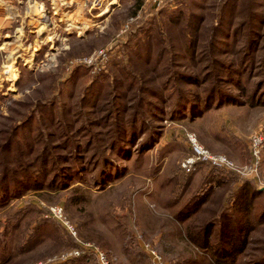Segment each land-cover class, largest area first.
<instances>
[{
  "label": "rangeland",
  "instance_id": "rangeland-1",
  "mask_svg": "<svg viewBox=\"0 0 264 264\" xmlns=\"http://www.w3.org/2000/svg\"><path fill=\"white\" fill-rule=\"evenodd\" d=\"M67 1L0 0V178L6 170L18 177L31 168L41 184L17 190L8 177L9 191L0 196V264L44 262L78 247L45 217L49 205L62 206L78 238L105 250L112 264H152L146 243L166 264H217L210 253L220 225L211 230L208 251L194 236L201 237L208 219L228 214L225 200L243 181L264 200V145L258 169L246 177L207 161H196L191 172L181 166L193 154L189 133L239 170L250 164L249 135L264 136V106L245 104L235 81L241 73L249 85L261 77L264 0H167L159 7L152 0ZM41 5L48 25L36 18ZM252 20L257 28L249 50ZM102 48L106 60L86 62ZM213 85L241 97V104L194 118L181 111L184 89L203 93ZM30 113L31 131L18 130L14 138L11 129ZM132 121L134 139L119 137ZM39 122L48 135L39 133ZM21 135H30L33 147ZM63 171L70 175L66 186H51ZM232 217L230 226L242 222L245 230L230 228L229 238L240 237L243 250L226 264H264V223L252 227L243 215ZM48 264L96 263L83 256Z\"/></svg>",
  "mask_w": 264,
  "mask_h": 264
},
{
  "label": "trees",
  "instance_id": "trees-1",
  "mask_svg": "<svg viewBox=\"0 0 264 264\" xmlns=\"http://www.w3.org/2000/svg\"><path fill=\"white\" fill-rule=\"evenodd\" d=\"M231 3H227L228 5ZM227 5V6H228ZM253 16H257L253 15ZM222 18L220 19V33L221 34H226V28L222 26ZM254 20H252V27L248 26L247 32L246 33V44L248 45L249 50H252L254 48V40H255V28H257V24L253 25ZM218 42V41H217ZM249 62V65L252 66V58L247 61ZM260 79L257 80L255 83L249 85V83H241L248 79V75L246 76L245 73H241L239 81L240 86H242L240 89V96L245 97V100L243 101L245 104H249L250 106H264V55L263 59H261L260 62ZM246 71V70H244ZM206 74V73H205ZM204 74V75H205ZM252 78V76H251ZM203 79V78H202ZM234 80V79H232ZM197 84L198 81H195ZM92 87H89L88 90L85 92L84 95V100L87 101L89 96L93 95V91L95 88V85H91ZM251 87V91L247 93L246 88ZM185 94H183V101L181 100L179 102V105L181 107V111L185 109H189L190 113H192L193 118L195 116H200L204 112L210 110L212 107H220L222 105H230V104H238L240 105L242 101H240L241 97H236V95H232L228 92H226L222 87L219 85H213L209 86L207 88H204L203 93H199L196 91H191L188 89H184ZM187 99V100H186ZM186 100V101H184ZM35 108L32 107V110ZM38 110L35 109L33 113H36ZM34 114L32 115L31 113L28 114L27 116L24 117V119L19 122L18 124H15V126L11 129L12 135L16 134L18 130H22L24 132H30L31 131V125L32 123L36 122V120L33 118ZM37 117V114L36 116ZM51 120V119H50ZM38 128H41V132L39 133H44L48 135V132H44L42 127H41V122L38 124ZM129 125V124H128ZM126 129H123L122 131L119 132V137H124L126 136L130 140L134 139V135L136 133L135 130V123L132 121V126H130ZM129 129V130H128ZM19 134V133H18ZM16 134V136H18ZM11 135V136H12ZM22 142L26 144V147L31 148L33 147L30 135H21ZM48 137L45 139L47 142ZM51 145V144H49ZM10 146L8 147L7 150H9ZM54 167L56 166V163L54 162L53 164ZM103 172H107L106 170L103 169ZM31 168L22 170V175L18 177H11V180L15 183L13 184V188L17 190H25V189H34V188H40L41 184L37 183L38 182V177H36L31 171ZM7 170L5 173L3 172V176L0 178V180L3 182L0 184V196L4 193V191H9L7 190V185L6 181L8 179L7 176ZM67 174L63 171L61 173L58 172V174L55 176V178L49 183L51 186L53 184H56L55 182H58L59 188H64L67 183L68 177L70 175ZM64 176L63 181H58V177ZM66 176V177H65ZM219 185H222L221 183H226L225 179H220ZM64 185V186H63ZM18 194V193H16ZM261 197V193L254 188L251 182L249 181H243L239 186H236L235 188L231 189L229 196H227L225 202L227 203V210L228 214L226 215L225 212H222L220 214V218L218 220L215 219H208L209 221L207 222V225L205 227H201V237L199 238L198 235L194 236V241L197 242L199 245H201L203 248L210 250L209 245V238L211 235V230L216 226L220 225V230L218 234V238L220 236V241L216 244L215 248H212V253H210L212 261L217 264H226L228 260H231V262L234 261V257L236 256L237 253H241L243 250V243L240 242V237L236 239L229 238V230L232 228V230L237 231V232H244L245 228L240 225L242 222H234L233 226L231 227L229 222L230 218H233L232 216L234 214H240L245 217L244 222L245 223H250L252 227H254L256 224L260 225L264 223V200L259 202L257 201ZM207 198V197H206ZM204 199V198H203ZM202 199V200H203ZM204 199L203 201H205ZM256 200V201H255ZM260 203V204H259ZM220 220H224L223 224L218 223ZM244 238V237H243ZM242 238V239H243ZM203 244V245H202ZM210 247V248H209ZM247 264H259L257 261L250 260Z\"/></svg>",
  "mask_w": 264,
  "mask_h": 264
},
{
  "label": "built area",
  "instance_id": "built-area-1",
  "mask_svg": "<svg viewBox=\"0 0 264 264\" xmlns=\"http://www.w3.org/2000/svg\"><path fill=\"white\" fill-rule=\"evenodd\" d=\"M156 6H161L167 2V0H152ZM127 28V25L123 27V30ZM95 57H90L87 63L95 62L100 59L104 61L107 59V49L102 48L94 51ZM187 140L193 154L188 157L182 163V168L186 172H191L196 161H207L214 166L225 167L226 169L235 170L238 174L246 177L249 173L255 172L258 169V165L261 161V154L264 145V136L260 130H255L249 135L248 148L250 154V164L245 166L243 169L239 170L237 165L234 164L228 157L223 154L211 153L208 149L203 147L197 142L194 134H187ZM251 175V174H249ZM254 177V176H253ZM264 189V187H262ZM42 205H45L41 202ZM45 217H49L57 221V223L64 229V231L72 237L78 243V247L72 248L70 250L64 251L58 257L48 258L46 261H39L34 264H48L53 262H63L73 258H79L83 256H92L96 264H112V259L109 257L108 253L101 249L96 244L90 241H81L78 238L77 229L75 225L67 218L64 209L60 205H49L45 208ZM145 249L149 257L151 258L152 264H166L162 256L149 244H144Z\"/></svg>",
  "mask_w": 264,
  "mask_h": 264
},
{
  "label": "crops",
  "instance_id": "crops-1",
  "mask_svg": "<svg viewBox=\"0 0 264 264\" xmlns=\"http://www.w3.org/2000/svg\"><path fill=\"white\" fill-rule=\"evenodd\" d=\"M82 1L85 2L86 0H82ZM66 3H70L69 6H71L72 4H78L79 3V0H69ZM52 8L54 9L55 12L56 11H58V13L60 12V4H57L56 3V5H53ZM73 14H74V12H72V10L68 9V15H73ZM60 19L61 18H58L57 20L59 21Z\"/></svg>",
  "mask_w": 264,
  "mask_h": 264
},
{
  "label": "bare ground",
  "instance_id": "bare-ground-1",
  "mask_svg": "<svg viewBox=\"0 0 264 264\" xmlns=\"http://www.w3.org/2000/svg\"><path fill=\"white\" fill-rule=\"evenodd\" d=\"M36 13L38 14V15H36V18L39 16L40 18L43 19V22L45 23V25H48L47 16H46V13H44V10H43L42 5H41V6H38V7L36 8ZM8 64H9V63H8ZM10 68H11V67L8 66V69H10Z\"/></svg>",
  "mask_w": 264,
  "mask_h": 264
}]
</instances>
